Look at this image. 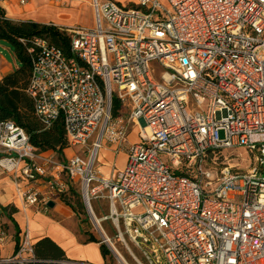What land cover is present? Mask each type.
<instances>
[{"label": "built area", "instance_id": "built-area-1", "mask_svg": "<svg viewBox=\"0 0 264 264\" xmlns=\"http://www.w3.org/2000/svg\"><path fill=\"white\" fill-rule=\"evenodd\" d=\"M92 7L93 28L66 29L69 54L40 37L28 48L35 117L46 130L63 120L69 148L80 152L66 159L37 152L24 128L0 122V173L14 175L23 211L47 212L79 184L115 264H131L115 242L134 264H264V0H92ZM131 127L138 141L129 140ZM106 144L115 156L127 154L110 176L98 166ZM240 148L251 156H236L246 167L218 162ZM97 199L108 206L101 220ZM0 264L103 263L41 261L27 226Z\"/></svg>", "mask_w": 264, "mask_h": 264}, {"label": "crops", "instance_id": "crops-1", "mask_svg": "<svg viewBox=\"0 0 264 264\" xmlns=\"http://www.w3.org/2000/svg\"><path fill=\"white\" fill-rule=\"evenodd\" d=\"M123 4H132L136 0H115ZM0 5L5 9L6 15L17 21H32L42 24H52L58 27H86L95 26V13L92 7V0H30L26 5H21L18 0H0ZM19 67L14 49L7 41L0 40V80L12 73ZM129 140L132 134L138 141L137 127H131L129 130ZM105 155H109L112 162V170L106 166H99L101 172L110 176L125 167L127 154L121 151L115 156V145L106 144ZM76 152L72 148L65 150L64 155L69 157L68 151ZM52 152V151H48ZM118 157V158H117ZM45 180H41L38 186L45 191ZM24 185L26 182L22 179L20 182ZM44 188V189H43ZM55 210L59 207L60 202L57 198L53 200ZM8 207L7 210H4ZM12 208L17 211L12 213L14 220L9 218ZM0 224L5 230L4 241H0V258L9 257L16 252V235L19 233V245L25 228L28 226L31 231V237L34 245L43 237H50L59 244L65 251L68 259L72 260H89L94 263H103L104 257L100 253V244L95 242L86 243L79 240L78 236L69 228L68 224L58 221L51 215L37 212L35 207H29L23 211L22 201L17 195L14 182V175L10 173H0ZM93 250L98 256L93 255Z\"/></svg>", "mask_w": 264, "mask_h": 264}, {"label": "trees", "instance_id": "trees-1", "mask_svg": "<svg viewBox=\"0 0 264 264\" xmlns=\"http://www.w3.org/2000/svg\"><path fill=\"white\" fill-rule=\"evenodd\" d=\"M37 37L47 39L67 54L70 52L71 36L65 28L52 24L11 19L0 5V40L7 41L12 45L15 56L19 61V67L0 80V122H14L24 128L37 152L52 151L58 158H61L64 156L65 150L69 148L63 120L60 119L49 130L44 129L36 119L33 101L26 93L32 67V59L28 48L32 45L33 39ZM21 39L25 42H22ZM120 108V101L113 97V114H118ZM66 194H69V198L66 197ZM61 196H63L64 203L71 207L79 219L84 222V219H81L79 215H81V209L84 211L85 205L76 189L70 187ZM7 209L8 207L4 208V210ZM11 211L9 218L14 220L11 214L15 213L17 209L12 208ZM16 240L17 250L19 247V233L16 235ZM85 242L99 243L100 241L89 234L88 240ZM100 250L104 259H106L109 249L106 245L101 244ZM34 251L37 258L44 262H59L68 259L64 249L48 236L43 237L34 245Z\"/></svg>", "mask_w": 264, "mask_h": 264}, {"label": "rangeland", "instance_id": "rangeland-1", "mask_svg": "<svg viewBox=\"0 0 264 264\" xmlns=\"http://www.w3.org/2000/svg\"><path fill=\"white\" fill-rule=\"evenodd\" d=\"M61 28L71 29L70 27H61ZM150 68L153 70L154 78L157 81H160L161 80V74L163 72V70L160 67V64L157 61H153L150 63ZM223 136H224V133L222 132L221 137H223ZM135 138L136 137L134 134H132L130 136L131 141L135 140ZM73 149H74V151H76L75 153L80 152L79 148H73ZM70 151L71 150L68 151V153H69L68 155H71L72 153L74 154V152H70ZM105 152H106L105 149H101L100 154H99V159H98V166H101L103 164V166H106L112 170V162L109 159V155L106 156L104 154ZM239 153H242L245 158L251 159V156L246 151V149L240 148L238 150L236 149V150H225V151H223L222 154L224 156H222V155L217 156L218 162H220V164L230 163L233 165H236V164L240 165V167H246L247 165H249L250 162L249 161L244 162V160H242L241 158H236V156H239ZM66 158L67 157L64 155L60 159H66ZM65 180H67V179L65 178ZM71 188H75L78 195L81 196L79 184L71 185ZM63 196L60 195L57 198L58 202H60V205L57 209L52 210V211L49 209L47 212H45L44 210H42V205H40L39 207H35L36 211L47 214V215H51L55 219H57L58 221H63L65 224H68L69 228L78 236L79 240H82V241L88 240V236H89V234H91L96 239L101 241V239H100L101 235H100L99 230L97 229V226L95 224V220H94L93 216H90L89 212L87 211V208L85 207L84 211H82V209L80 211L81 215H79V216L81 219H84V222H82L79 219L78 215H76L75 211L71 207H69L68 205H66L64 203V201L62 200ZM66 197L69 198V194H66ZM92 207H93V211L95 213L97 220H101L102 218H104L108 214L107 202L104 199L94 200ZM101 225L105 228V230L108 232V234L111 237H113L115 235L114 229H113L110 221L101 222ZM115 244L120 249V251L124 254V256L127 258V260L131 264H134L133 259L131 258V256L129 255L127 250L123 247V245H121L118 242H115ZM130 246L133 249L134 253L136 255H138L139 254L138 250L135 249V247L133 245L130 244ZM100 253H101V250H100ZM94 254L96 256H98L96 251L93 250V255ZM115 263L116 262H115V259L113 257V254H112L111 250L109 249V253L106 255V259H104L103 264H115Z\"/></svg>", "mask_w": 264, "mask_h": 264}, {"label": "bare ground", "instance_id": "bare-ground-1", "mask_svg": "<svg viewBox=\"0 0 264 264\" xmlns=\"http://www.w3.org/2000/svg\"><path fill=\"white\" fill-rule=\"evenodd\" d=\"M93 218H94V217H93ZM94 220H95V224H96L97 228H100V223H99L98 221H96L95 218H94Z\"/></svg>", "mask_w": 264, "mask_h": 264}, {"label": "water", "instance_id": "water-1", "mask_svg": "<svg viewBox=\"0 0 264 264\" xmlns=\"http://www.w3.org/2000/svg\"><path fill=\"white\" fill-rule=\"evenodd\" d=\"M49 206L50 207H54L55 206V203L53 201L49 202Z\"/></svg>", "mask_w": 264, "mask_h": 264}]
</instances>
